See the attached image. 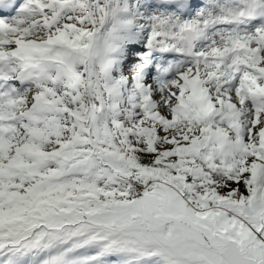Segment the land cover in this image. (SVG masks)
Masks as SVG:
<instances>
[{"label":"snow or ice","instance_id":"snow-or-ice-1","mask_svg":"<svg viewBox=\"0 0 264 264\" xmlns=\"http://www.w3.org/2000/svg\"><path fill=\"white\" fill-rule=\"evenodd\" d=\"M0 264H264V0H0Z\"/></svg>","mask_w":264,"mask_h":264}]
</instances>
